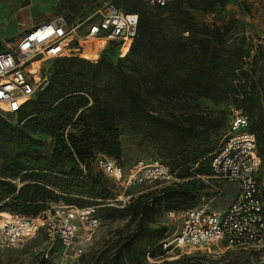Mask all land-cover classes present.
I'll list each match as a JSON object with an SVG mask.
<instances>
[{"label": "trees", "instance_id": "trees-1", "mask_svg": "<svg viewBox=\"0 0 264 264\" xmlns=\"http://www.w3.org/2000/svg\"><path fill=\"white\" fill-rule=\"evenodd\" d=\"M143 3L132 0L126 10L139 14L138 32L127 56L120 57L111 44L98 60L78 55L52 59L56 69L17 114L19 123L0 116V157L10 169L9 175L0 177L1 213L36 216L57 200L55 189L70 193L66 200L78 206L88 203L83 195L106 198L99 195L105 191V175L94 173L92 166L98 153L119 159L122 127L160 148L173 161L168 166L171 172L181 167L182 173H175L180 180L190 177L191 167L203 158L209 157L211 167L221 142L214 152L201 147L208 144L210 131L219 123L182 109L168 115L157 112L149 98L160 93L174 98L192 93L214 100L235 96L249 119V130L257 137L262 169L264 87L254 79L255 70L238 64L241 49L224 50L228 27L194 19L192 9L212 3L173 0L165 7L155 6L157 12L147 11ZM37 130H49L54 137L51 158L33 148ZM67 164L72 170L62 171ZM14 178L28 182L19 186ZM260 181L264 201L261 177ZM194 186V182H180L132 198L123 215L135 227L124 235L117 255L127 251L132 264L147 256H162L166 231L155 225L156 216L162 207L179 209L182 202L186 209L196 207Z\"/></svg>", "mask_w": 264, "mask_h": 264}, {"label": "built area", "instance_id": "built-area-1", "mask_svg": "<svg viewBox=\"0 0 264 264\" xmlns=\"http://www.w3.org/2000/svg\"><path fill=\"white\" fill-rule=\"evenodd\" d=\"M165 7L173 0H143ZM139 14L128 12L109 3L73 18L60 15L30 28L7 50L0 51V116L17 115L24 104L48 81L42 62L78 55L98 60L102 52L114 44L120 57L130 52L137 35ZM90 57H86L85 54ZM106 177L117 178L127 190L131 187L180 182L176 174L160 161L138 159L124 173L117 159L98 153L94 159ZM257 137L249 130V119L242 113L233 116L220 146L211 160L212 174L203 175L214 198L225 194L216 182L236 186L229 205L215 211L208 207H193L183 211L182 223L164 246L184 251L214 243L227 248L253 250L264 247V201L261 195ZM85 170V167L83 166ZM220 184V183H219ZM132 194L120 195L117 207L124 208ZM95 207L52 204L40 214H8L0 219V247L19 248L44 230L51 241H57L72 257L84 252L83 237L96 230L100 220Z\"/></svg>", "mask_w": 264, "mask_h": 264}, {"label": "rangeland", "instance_id": "rangeland-1", "mask_svg": "<svg viewBox=\"0 0 264 264\" xmlns=\"http://www.w3.org/2000/svg\"><path fill=\"white\" fill-rule=\"evenodd\" d=\"M209 1L212 4H208L207 8L191 10L194 19L199 24L206 23L211 26L228 27L229 33L223 46L224 50L241 49L243 58L238 60V64L255 70L254 79L260 82V86L263 85L264 87V0ZM131 2L132 0H0V51L9 49L25 33V30L36 22L60 15H65L68 18H73L80 13L85 15L94 8L104 7L109 3L127 10L130 8ZM143 4L147 11L157 12L154 5L145 2ZM110 57L115 62L117 61L114 54H111ZM56 67L52 59L42 62L43 72L49 77ZM149 99L153 108L163 115L182 109L183 111L197 112L208 119L217 121L219 126L210 131L208 144L201 147L207 152L215 151L223 139L232 117L244 111L240 101L233 95L214 100L194 97L192 93L181 94L176 98L167 97L160 93L151 96ZM3 118L14 124H18L20 121L18 115H7ZM122 131V152L117 161L124 173H128L132 163L138 159H145L149 162L158 160L167 166L172 165L173 161L168 159L165 153L149 139L133 134L126 127H122ZM33 134L37 139L33 148L41 155L51 158L56 143L50 131L37 130ZM72 167V165L67 164L62 168V171L70 172ZM92 169L94 173L102 174L95 165L92 166ZM9 173L10 169L7 162L0 157V177L7 176ZM175 173L180 175L182 168L176 167ZM189 173L190 177L182 178L180 182L195 183L194 187L197 189L195 194L196 206L221 211L229 205L233 197V191L228 188L229 183L225 181L216 182L227 192L225 191L221 197L214 198V193L208 189L207 184V181H211V179L202 177L203 175H211L209 157L203 158L199 163L192 166ZM259 175L264 182V165ZM11 180L19 186L28 182H22L20 178ZM229 186L231 185L229 184ZM163 187L166 185L147 184L124 190L117 178L110 179L105 176V191L100 190L99 195L106 198H91L88 195H83L81 198L86 199L88 203L82 206L66 200L71 195L70 193L55 189L57 200L51 202L52 204L96 208L95 215L100 220V224L96 230L86 233L83 237V254L77 258L72 257L64 251L57 241H51L44 230H40L19 248L0 247V264H132L128 260L127 251L117 255L124 235L135 227V223H131L129 217L123 215V208L117 207L118 197L125 192L134 195L133 198H135ZM181 204L179 209L167 210L162 207L156 216L155 225L165 227L166 240L178 230L182 223V213L187 207L185 203L182 202ZM8 214L11 212H0V219ZM163 249L165 253L162 256L156 258L147 256V260L135 264H159L163 260L172 264H264V247L239 250L227 248L221 243H214L184 251L173 249L172 246H164Z\"/></svg>", "mask_w": 264, "mask_h": 264}, {"label": "crops", "instance_id": "crops-1", "mask_svg": "<svg viewBox=\"0 0 264 264\" xmlns=\"http://www.w3.org/2000/svg\"><path fill=\"white\" fill-rule=\"evenodd\" d=\"M5 3V2H4ZM45 20H47V19H45ZM42 21H44V20H42ZM42 21H39V22H36V23H34V24H32L31 26H29L26 30H25V33L30 29V28H32V27H34L36 24H38V23H40V22H42ZM24 33V34H25ZM23 34V35H24ZM7 50V49H6ZM1 51H3V50H1ZM231 186H229V184H228V188L229 189H231L233 192H232V196H234V194H235V192H236V186H234V185H232V184H230ZM225 191H226V189H225ZM227 192V191H226ZM233 198V197H232Z\"/></svg>", "mask_w": 264, "mask_h": 264}]
</instances>
